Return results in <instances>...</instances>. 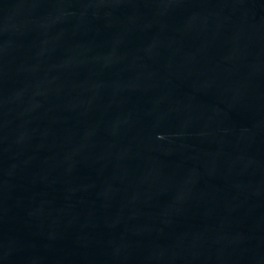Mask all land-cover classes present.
Listing matches in <instances>:
<instances>
[{
    "label": "water",
    "instance_id": "95a60500",
    "mask_svg": "<svg viewBox=\"0 0 264 264\" xmlns=\"http://www.w3.org/2000/svg\"><path fill=\"white\" fill-rule=\"evenodd\" d=\"M0 264H264V0H0Z\"/></svg>",
    "mask_w": 264,
    "mask_h": 264
}]
</instances>
